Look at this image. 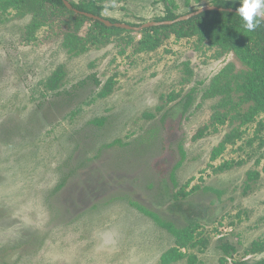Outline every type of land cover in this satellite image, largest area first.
<instances>
[{"label": "rangeland", "instance_id": "obj_1", "mask_svg": "<svg viewBox=\"0 0 264 264\" xmlns=\"http://www.w3.org/2000/svg\"><path fill=\"white\" fill-rule=\"evenodd\" d=\"M105 3L104 16L138 26L162 17L166 4L182 15L211 0ZM30 20L0 10V264H161L175 238L143 209L184 227L177 202L201 212L205 241L181 249L197 262L169 264H221L224 242L232 246L227 263L264 260V249L246 252L264 234L262 115L192 138L220 101L204 95L213 80L230 62L242 67L235 55L174 34L140 49L145 34L136 32L71 54L45 26L23 39ZM59 66L54 93L45 81ZM111 76V92L98 95ZM234 127L240 138L211 159ZM224 161L232 166L215 170ZM248 170L260 176L244 190Z\"/></svg>", "mask_w": 264, "mask_h": 264}, {"label": "trees", "instance_id": "obj_2", "mask_svg": "<svg viewBox=\"0 0 264 264\" xmlns=\"http://www.w3.org/2000/svg\"><path fill=\"white\" fill-rule=\"evenodd\" d=\"M68 1L73 8L80 11L100 15L113 22L118 21L102 14L107 0ZM239 3L240 0H211L212 5L223 8L237 9ZM9 8H15L21 13H31V20L26 25L23 39H29L37 29L45 26L48 29L47 34L62 38V45L71 54H79L92 47L105 45L116 37H121L129 42L131 32H134L114 26L107 27L98 20L68 9L62 0H0V10L5 12ZM177 16L179 15L174 12L172 5L168 6L166 4L165 14L160 18H156L155 21L172 20ZM148 31H155L156 35L145 37ZM136 33L145 34L139 40L140 49L154 48L159 44L160 38L162 41L169 34H174L176 38L196 37L199 44L215 46L217 55L225 52L233 53L237 60L242 63V67L234 71V64L230 62L222 68L216 79L213 80L204 95L206 97L218 93L221 95L220 101L216 104L209 122L202 125L192 138L197 139L209 128L215 130L218 125L226 121L233 122L238 119L240 125H244L262 115L261 120L258 119L257 122L256 136H258L259 131L264 127V22L254 31L249 32L244 27V21L238 13L227 10H206L187 20L170 25L150 26ZM127 37H129V40ZM62 75L63 71L59 66L46 79L45 87L55 91L54 93H58L57 90ZM114 82V77H109L101 86L98 95L104 96L110 93ZM232 93L237 94L236 100L232 99ZM177 95L178 93H174L170 98H175ZM188 99H190V96H188ZM188 99H186V104L189 103ZM243 104H247V107L241 112L240 108ZM242 132L238 127H234L227 132L219 144L213 148L211 159H215L228 143H233L240 138ZM231 166L232 163L224 161L215 170H223ZM261 171L264 173V162ZM259 176L260 171L248 170L244 181V190L249 189L250 181L257 179ZM181 195L185 196L187 194L182 192ZM174 198H177V196L175 195ZM175 206L189 218L184 227H177L173 222L161 219L154 212L145 209H143V212L151 216L154 221L167 229L175 238V246L170 247L160 256L161 264H169L184 257H187L188 262L195 263L197 262L196 256L185 254L181 249L188 246L201 249L199 247L203 246L205 240L197 236L199 235L201 212L193 208H183L179 202ZM220 247L225 256L232 250V246L226 242L220 244ZM263 249L264 234L253 240L246 252L254 254L263 251ZM225 256L220 259L221 264H244L241 261L227 263ZM256 264H264V260Z\"/></svg>", "mask_w": 264, "mask_h": 264}, {"label": "water", "instance_id": "obj_3", "mask_svg": "<svg viewBox=\"0 0 264 264\" xmlns=\"http://www.w3.org/2000/svg\"><path fill=\"white\" fill-rule=\"evenodd\" d=\"M64 5L68 8V9H71L73 10L74 12H77V13H81L83 15H85L86 17L88 18H91V19H94V20H98L99 22L103 23L105 26L107 27H111V26H114V27H117V28H122V29H126V30H131V31H134V32H139L140 30L144 29V28H147V27H150V26H159V25H170V24H173L175 22H178V21H183V20H187L188 18L194 16V15H197L203 11H206V10H227V11H230V12H235L237 13V9H233V8H223V7H217L215 5H203L195 10H192L190 12H187L185 14H182V15H179L177 16L176 18L172 19V20H161V21H147V22H144L140 25H132V24H129V23H124V22H113L109 19H106L104 18L103 16H100V15H96V14H93V13H89V12H84V11H80L76 8H73L71 3L68 1V0H62Z\"/></svg>", "mask_w": 264, "mask_h": 264}, {"label": "clouds", "instance_id": "obj_4", "mask_svg": "<svg viewBox=\"0 0 264 264\" xmlns=\"http://www.w3.org/2000/svg\"><path fill=\"white\" fill-rule=\"evenodd\" d=\"M238 15L244 21V27L254 31L264 22V0H240Z\"/></svg>", "mask_w": 264, "mask_h": 264}]
</instances>
